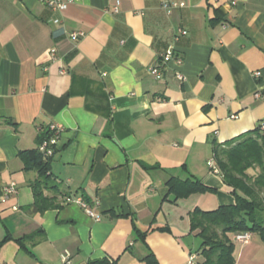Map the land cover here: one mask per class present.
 I'll return each instance as SVG.
<instances>
[{"label":"crops","instance_id":"1","mask_svg":"<svg viewBox=\"0 0 264 264\" xmlns=\"http://www.w3.org/2000/svg\"><path fill=\"white\" fill-rule=\"evenodd\" d=\"M161 1L74 0L58 11L0 0V264H60L63 254L146 264L149 251L159 264H187L191 214L234 204L207 162L216 164L214 142L264 118V0ZM168 48L180 64L162 62ZM51 123L62 127L49 170L57 186L35 209L38 173L22 152ZM170 178L210 189L174 197ZM12 182L17 193L4 197ZM70 194L99 220L63 203ZM233 254L264 264V242L252 233Z\"/></svg>","mask_w":264,"mask_h":264},{"label":"trees","instance_id":"2","mask_svg":"<svg viewBox=\"0 0 264 264\" xmlns=\"http://www.w3.org/2000/svg\"><path fill=\"white\" fill-rule=\"evenodd\" d=\"M260 128L261 123L254 130L227 140L222 147L214 142L215 166L223 182L231 188L235 202L230 205H218L209 210L197 208L191 214V229L201 241L195 251L199 256L196 264H235L233 237L238 232L256 233L264 242V131ZM50 135L48 129L41 131L37 137V145ZM22 153L27 159L25 169H36L38 173L32 206L40 209L48 200L47 196L43 195V189L57 186L50 179L52 156H45L38 147ZM249 169L253 170V173H249ZM206 189L210 188L199 180H168V193H173L174 197ZM35 236L36 233H32L16 238V241L21 244L23 240L34 241ZM142 259L146 264H159L150 251ZM91 264L113 263L94 260Z\"/></svg>","mask_w":264,"mask_h":264},{"label":"built area","instance_id":"3","mask_svg":"<svg viewBox=\"0 0 264 264\" xmlns=\"http://www.w3.org/2000/svg\"><path fill=\"white\" fill-rule=\"evenodd\" d=\"M74 0H42L44 4L52 8L53 10H58V11H64L70 3H72ZM232 3L235 2V0H231ZM161 5L163 8L168 9L172 6H182L184 5V2H169L168 0H162ZM113 11L117 12L118 11V2L116 3L115 6H113ZM55 22H58L59 20H54ZM184 33V32H183ZM83 35V32H71L70 38L72 40H77L80 36ZM52 53L54 49L51 50ZM162 57V62L167 63L173 58V49L168 48L165 50V52L161 55ZM177 64L181 63V58H174L173 59ZM61 72H64V70H61ZM151 73L154 75L156 79L161 78V72L157 67H152L151 68ZM255 75H259V72H255ZM177 77L179 79H182L183 76L182 74L178 73ZM257 95V94H256ZM233 117V116H232ZM261 127L264 128V118L261 120ZM48 130L50 131L51 135L49 138L46 140H43L39 145H38V150L42 152L45 156H52L55 150V146L57 144L58 138L60 133L62 132V127L51 123L48 126ZM207 164L211 167L212 171L217 173L218 169L215 166V164L212 162V160H209ZM12 193H17V187L14 182L6 185L3 187V196L6 197ZM63 203L67 204H76L79 207H81L84 212L89 216L94 218L95 220H99V215L98 213L85 201L83 200L80 196H76L73 194L66 195L63 198ZM252 233L249 231H243V232H238L234 235L233 240L234 241H246L251 237ZM60 264H72L70 261V257L68 254H63L61 256V262ZM187 264H196V254L195 253H190L188 255L187 259Z\"/></svg>","mask_w":264,"mask_h":264},{"label":"rangeland","instance_id":"4","mask_svg":"<svg viewBox=\"0 0 264 264\" xmlns=\"http://www.w3.org/2000/svg\"><path fill=\"white\" fill-rule=\"evenodd\" d=\"M257 171H258V169H257ZM248 172H249V173H253V170L249 169ZM200 242H201V241H200V238H199V237H196V240H195V242H194V246H193V248H194L195 250L199 248V246H200Z\"/></svg>","mask_w":264,"mask_h":264}]
</instances>
